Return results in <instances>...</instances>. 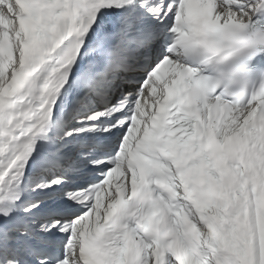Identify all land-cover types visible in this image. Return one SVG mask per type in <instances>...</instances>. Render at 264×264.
I'll use <instances>...</instances> for the list:
<instances>
[{"label": "snow or ice", "instance_id": "snow-or-ice-1", "mask_svg": "<svg viewBox=\"0 0 264 264\" xmlns=\"http://www.w3.org/2000/svg\"><path fill=\"white\" fill-rule=\"evenodd\" d=\"M0 264H264V0H0Z\"/></svg>", "mask_w": 264, "mask_h": 264}]
</instances>
